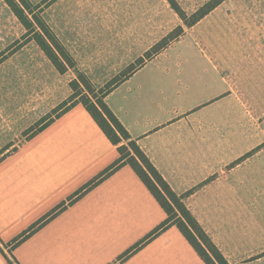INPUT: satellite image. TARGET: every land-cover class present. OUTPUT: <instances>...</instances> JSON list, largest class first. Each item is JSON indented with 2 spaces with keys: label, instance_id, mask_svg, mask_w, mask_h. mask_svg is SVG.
Returning <instances> with one entry per match:
<instances>
[{
  "label": "rangeland",
  "instance_id": "1",
  "mask_svg": "<svg viewBox=\"0 0 264 264\" xmlns=\"http://www.w3.org/2000/svg\"><path fill=\"white\" fill-rule=\"evenodd\" d=\"M32 1L47 5V22L97 87L129 66L138 67L120 84L119 92L106 98L110 104L127 95L142 111L151 110L163 102L158 90L173 91L178 78L190 85L187 91L194 103L206 100L205 89L210 85L218 89L219 82L212 79L210 64L198 49L209 55L208 46L210 42L215 45L220 33L217 22L223 18L205 16L203 22L190 27L168 0ZM177 1L189 17L210 0ZM179 26L184 29L182 36L139 66L146 51ZM223 44L218 51L220 58ZM235 51L240 57V49ZM74 78L73 70L58 71L36 41L26 36V28L6 0H0V264H18L12 248L15 238L56 205L69 203L74 193L95 180L120 155L118 146L112 144L82 103L70 106ZM247 93L250 96L234 99L231 129L215 134L218 139L230 134L231 151L227 150L226 156L218 152L216 162L171 163L168 177L170 186L178 191L208 236L225 244L231 237L240 241L242 196L250 202V215H254L258 201L264 210L260 200L264 195L242 194L239 190L260 182L252 164L247 169L245 162L242 168L235 160L264 138L258 126L259 115L254 112L264 99ZM151 98L155 103H148ZM170 99L172 104L163 107L176 114L175 101ZM202 133L210 131L202 129ZM182 218L176 210L173 220L187 224ZM259 220L249 223L262 229L264 219L261 216Z\"/></svg>",
  "mask_w": 264,
  "mask_h": 264
},
{
  "label": "crops",
  "instance_id": "2",
  "mask_svg": "<svg viewBox=\"0 0 264 264\" xmlns=\"http://www.w3.org/2000/svg\"><path fill=\"white\" fill-rule=\"evenodd\" d=\"M213 15L223 18L217 22L220 33L215 47L210 42L209 55L198 49L210 64L212 79L219 82L218 89L216 85L205 89L206 100H189L190 85L178 78L173 91L158 90L163 102L151 110L142 111L127 95L114 104L107 102L170 185L171 163L216 162L218 152L226 156L227 150L231 151L230 134L219 139L215 134L231 129L234 99L250 96L247 92L264 99V0H225L205 18ZM223 42L220 58L218 51ZM236 49H240V57ZM122 85L113 92H119ZM170 98L175 101L176 114L163 107L172 104ZM151 102L153 99L148 103ZM254 112L259 115L258 126L264 133V100ZM202 129L210 133H202ZM235 162H241L242 168L246 162L247 169L252 164L260 182L243 185L240 192L264 195V138L260 137ZM247 199L241 197L244 223L240 241L231 237L228 244L219 239L214 242L231 264H264V228L249 223L252 219L260 221L261 216L264 219V210L258 201L254 215H250ZM260 200L264 203V196ZM167 218L168 213L137 172L124 165L35 231L13 249V255L20 264H206L175 225L168 226L128 258L120 259Z\"/></svg>",
  "mask_w": 264,
  "mask_h": 264
},
{
  "label": "trees",
  "instance_id": "3",
  "mask_svg": "<svg viewBox=\"0 0 264 264\" xmlns=\"http://www.w3.org/2000/svg\"><path fill=\"white\" fill-rule=\"evenodd\" d=\"M168 1L179 16L187 22L186 24L191 27L225 0H210L189 17L177 0ZM6 3L13 14L26 28V36L29 37V40L36 41L58 71L66 73L68 70H73L76 74V78L71 81L73 94L70 99L73 103L70 106H73L76 103H82L112 144L118 146L117 148L120 154L118 159L111 166L102 171L95 180L83 185L76 193H74L70 198L69 203L63 201L58 204L51 211L46 213L42 219L35 224V226L26 230L22 233L23 235L16 237V241L12 248L15 249L19 246L35 231L46 225L51 219L65 210L69 204L80 199L86 192L97 186L102 180L110 176L117 169L124 165H130L168 213V218L147 234L142 240L128 249L122 256H120V259L128 258L132 253L149 242L152 238L156 237L168 226L175 225L190 241L206 264H231L215 242L205 232L199 221L183 203L181 196L173 190L168 181L163 177L146 152L139 145L138 141L132 137L129 130L106 101V97L121 83L126 81L138 67L132 68L134 65L129 66L125 71L121 72V75H117L104 86L97 87L87 73L79 67L76 58L61 41L53 27L47 22L44 16V11L47 5H44L42 2L36 4L32 0H6ZM189 18H191L190 21L188 20ZM183 33V27L179 26L177 29L164 36L157 44L146 51L144 57L139 59V66L144 64L145 60L151 58L153 54L160 53L162 50L168 48L174 40L181 37ZM49 124L50 123L40 127L38 132L42 131ZM123 141H127V143L122 144ZM154 184L157 188L154 187ZM176 210L180 212L183 217L182 219L187 221V224L182 220H173L174 212ZM200 240L206 247L199 242ZM17 262L20 264L18 260Z\"/></svg>",
  "mask_w": 264,
  "mask_h": 264
}]
</instances>
